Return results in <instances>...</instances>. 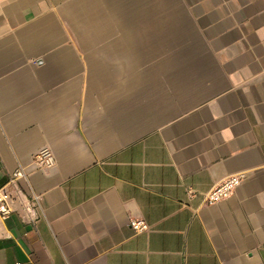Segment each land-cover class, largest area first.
<instances>
[{
    "label": "crops",
    "instance_id": "obj_1",
    "mask_svg": "<svg viewBox=\"0 0 264 264\" xmlns=\"http://www.w3.org/2000/svg\"><path fill=\"white\" fill-rule=\"evenodd\" d=\"M19 169L0 264H264V0H0Z\"/></svg>",
    "mask_w": 264,
    "mask_h": 264
},
{
    "label": "built area",
    "instance_id": "obj_2",
    "mask_svg": "<svg viewBox=\"0 0 264 264\" xmlns=\"http://www.w3.org/2000/svg\"><path fill=\"white\" fill-rule=\"evenodd\" d=\"M34 160L38 163L41 169H50L55 165V158L49 149H42L36 154ZM27 174L23 169L17 170L10 178L9 182L0 188V217L6 219L12 213V203L14 196L11 192V187H17L20 181L26 180ZM243 177L233 175L217 184L206 195L205 201L209 206L218 204L229 199L235 191L241 186ZM33 201L39 203V196L33 195ZM136 231H145L148 225L141 220H135L131 223Z\"/></svg>",
    "mask_w": 264,
    "mask_h": 264
}]
</instances>
